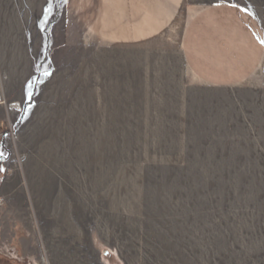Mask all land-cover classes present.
I'll return each instance as SVG.
<instances>
[{"label":"rangeland","instance_id":"1","mask_svg":"<svg viewBox=\"0 0 264 264\" xmlns=\"http://www.w3.org/2000/svg\"><path fill=\"white\" fill-rule=\"evenodd\" d=\"M185 0L112 43L71 0H0V264H264V62L201 85Z\"/></svg>","mask_w":264,"mask_h":264},{"label":"crops","instance_id":"2","mask_svg":"<svg viewBox=\"0 0 264 264\" xmlns=\"http://www.w3.org/2000/svg\"><path fill=\"white\" fill-rule=\"evenodd\" d=\"M71 1L82 16H92L94 30L109 42L133 45L159 34L185 0ZM182 52L188 70L201 85L234 87L254 75L264 62L262 24L238 4L205 7L191 18Z\"/></svg>","mask_w":264,"mask_h":264}]
</instances>
